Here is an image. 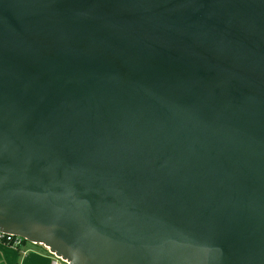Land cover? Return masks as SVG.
<instances>
[{"label":"water","instance_id":"1","mask_svg":"<svg viewBox=\"0 0 264 264\" xmlns=\"http://www.w3.org/2000/svg\"><path fill=\"white\" fill-rule=\"evenodd\" d=\"M0 232L264 264V0H0Z\"/></svg>","mask_w":264,"mask_h":264},{"label":"crops","instance_id":"2","mask_svg":"<svg viewBox=\"0 0 264 264\" xmlns=\"http://www.w3.org/2000/svg\"><path fill=\"white\" fill-rule=\"evenodd\" d=\"M52 255L41 244L13 247L0 242V264H50Z\"/></svg>","mask_w":264,"mask_h":264},{"label":"built area","instance_id":"3","mask_svg":"<svg viewBox=\"0 0 264 264\" xmlns=\"http://www.w3.org/2000/svg\"><path fill=\"white\" fill-rule=\"evenodd\" d=\"M26 240L20 236L17 235H11V234H4L0 232V242L4 243L6 245H10L13 247H18L21 244H23ZM52 258L50 261V264H68V262L65 259H62L58 256H55L52 254Z\"/></svg>","mask_w":264,"mask_h":264},{"label":"rangeland","instance_id":"4","mask_svg":"<svg viewBox=\"0 0 264 264\" xmlns=\"http://www.w3.org/2000/svg\"><path fill=\"white\" fill-rule=\"evenodd\" d=\"M27 243V245H31L32 243L31 242H28V241H25Z\"/></svg>","mask_w":264,"mask_h":264}]
</instances>
